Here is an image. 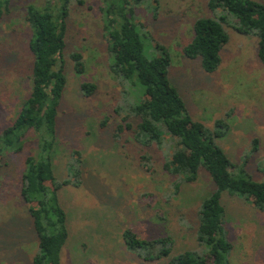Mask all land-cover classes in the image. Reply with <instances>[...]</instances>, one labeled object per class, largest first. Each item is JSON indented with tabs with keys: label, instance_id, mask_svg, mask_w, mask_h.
<instances>
[{
	"label": "rangeland",
	"instance_id": "1",
	"mask_svg": "<svg viewBox=\"0 0 264 264\" xmlns=\"http://www.w3.org/2000/svg\"><path fill=\"white\" fill-rule=\"evenodd\" d=\"M208 2L158 0L137 7L136 16L153 39L147 40L151 42L146 56H161L154 47L157 43L169 48V77L180 87L193 118L211 129L217 120L230 126L229 133L218 142L233 162L242 163L251 142L259 140V151L250 157L247 169L255 180L264 181V67L256 56V39L228 29L230 41L214 74L205 73L199 61L182 57L181 48L193 36V21L210 15ZM26 3L28 0H19L0 23V52H6V57H0V132L16 119L29 92L27 78L32 58L27 50L29 33L21 8ZM66 40L67 113L63 109L60 114L59 149L54 164L57 178L69 180L66 163L75 148L81 149L85 185L77 189L63 187L60 191L71 232L61 264H155L143 262L125 250L122 232L127 228L142 239L171 233L180 249L196 248L192 228L203 197L213 191L212 181L202 170L196 183L183 185L176 192L175 178L162 169L167 138L161 145L144 148L130 134H124L121 142L112 137L118 123L113 110L124 102L123 87L109 70L110 54L99 0H71ZM15 51L14 62L7 56ZM72 51L83 54L84 75L75 73L69 58ZM82 82L96 83L92 98L82 93ZM105 117H109L108 127L101 131L99 125ZM34 149L36 145L31 142L24 154L9 156L0 178V221L17 214L19 220L27 222L22 238L12 235L13 242L2 239L6 244L0 245V264H31L36 252L37 240L20 194L25 158ZM146 153L153 158L154 172H146L141 166L140 157ZM224 205L233 245L232 264H264V211L228 195ZM14 224L9 220L2 226L11 234L20 231L21 235L20 223Z\"/></svg>",
	"mask_w": 264,
	"mask_h": 264
},
{
	"label": "trees",
	"instance_id": "2",
	"mask_svg": "<svg viewBox=\"0 0 264 264\" xmlns=\"http://www.w3.org/2000/svg\"><path fill=\"white\" fill-rule=\"evenodd\" d=\"M146 1L158 2L99 0L110 54L109 70L118 85L123 87L121 97L124 102L113 110L118 123L112 137L121 142L124 134H130L144 148L161 145L167 138L168 149L164 153L162 169L175 178V191H180L183 185L196 183L202 170L209 175L213 191L203 197L196 225L192 228L196 248L180 249L171 233L142 239L130 228L122 232L123 244L128 253L147 263L232 264L233 245L227 229L224 198L228 195L243 199L264 211V181L255 180L247 169L250 157L259 151V140L251 142V149L246 151L242 163H235L218 142L229 133L230 126L217 120L211 129L193 118L180 87L169 77L172 65L169 48L157 43L154 47L161 56H146L148 44L153 39L136 16L137 7ZM18 2L0 0V23L8 18ZM70 3L71 0L39 3L28 0L21 7L29 33L27 50L32 58L31 74L27 78L29 92L16 119L0 132V178H3L9 156L24 154L31 142L36 145L34 152L25 158L20 183L21 200L37 240L31 264H61L62 252L71 239V232L60 191L63 187L77 189L85 185L81 149L75 148L66 163L69 180L57 178L54 164L59 149L60 114L65 110V52ZM208 8L209 16L197 17L193 21V36L191 42L181 48L182 57L199 61L207 74L216 73L230 41L228 29H231L236 34L256 39V56L264 67V2L209 0ZM148 39L151 41L147 43ZM2 56L6 57L3 49ZM7 57L15 62L16 51ZM69 58L75 73L84 75L83 54L72 51ZM80 89L90 99L96 93L97 85L82 82ZM101 121L100 130L104 131L109 117ZM140 159L146 172H154L150 154L146 153ZM10 216L0 221L1 246L6 244L2 239L13 242L12 235L16 239L22 238L27 223L19 220L17 214ZM9 220L14 225L20 223L21 235L20 231L11 234L2 226Z\"/></svg>",
	"mask_w": 264,
	"mask_h": 264
}]
</instances>
